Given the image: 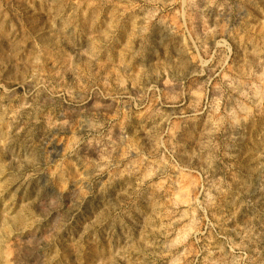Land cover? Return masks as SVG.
<instances>
[{
	"label": "rangeland",
	"instance_id": "1",
	"mask_svg": "<svg viewBox=\"0 0 264 264\" xmlns=\"http://www.w3.org/2000/svg\"><path fill=\"white\" fill-rule=\"evenodd\" d=\"M0 264H264V0H0Z\"/></svg>",
	"mask_w": 264,
	"mask_h": 264
}]
</instances>
